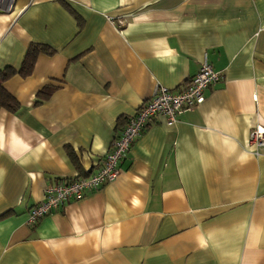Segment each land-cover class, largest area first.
Instances as JSON below:
<instances>
[{"label": "crops", "instance_id": "1", "mask_svg": "<svg viewBox=\"0 0 264 264\" xmlns=\"http://www.w3.org/2000/svg\"><path fill=\"white\" fill-rule=\"evenodd\" d=\"M0 264H264V0H14L0 12ZM220 79L132 143L112 182L35 225L47 184L95 173L156 86ZM52 85L49 97L37 93ZM72 151L79 168L71 161Z\"/></svg>", "mask_w": 264, "mask_h": 264}, {"label": "built area", "instance_id": "2", "mask_svg": "<svg viewBox=\"0 0 264 264\" xmlns=\"http://www.w3.org/2000/svg\"><path fill=\"white\" fill-rule=\"evenodd\" d=\"M14 0H0V12L9 11ZM220 79L219 72L203 63L198 72L186 81L180 90L156 86L152 95L139 108L127 116L120 132L112 139L95 173L54 181L46 185L43 199L29 208L27 222L35 225L48 214L56 212L69 200H77L87 191L95 190L112 182L119 172V164L127 155L134 140L159 116L167 125L176 122L184 110L202 103L205 90ZM247 147L255 155L264 154V126H255L249 133Z\"/></svg>", "mask_w": 264, "mask_h": 264}, {"label": "trees", "instance_id": "3", "mask_svg": "<svg viewBox=\"0 0 264 264\" xmlns=\"http://www.w3.org/2000/svg\"><path fill=\"white\" fill-rule=\"evenodd\" d=\"M45 46L40 44H31L25 51L20 66L15 69L12 67H5L0 70V109H5L9 112H15L19 107V103L14 97H12L3 87L2 82L12 74H19L21 76H27L31 73L37 55L40 51L44 50ZM54 86L47 85L42 90L37 93V102H42L46 100L51 94ZM126 120V118H121V120ZM125 123V122H124ZM118 134V133H117ZM116 136V135H115ZM114 136V137H115ZM68 155L71 158L72 163L76 168H79V164L72 151H68ZM92 191V190H91ZM88 192V191H87ZM86 193V192H85ZM84 193V194H85ZM83 194V195H84Z\"/></svg>", "mask_w": 264, "mask_h": 264}]
</instances>
